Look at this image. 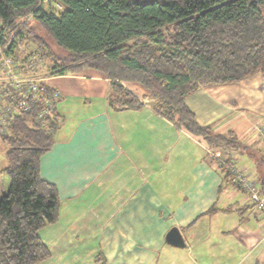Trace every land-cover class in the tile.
Returning a JSON list of instances; mask_svg holds the SVG:
<instances>
[{
    "label": "crops",
    "instance_id": "1",
    "mask_svg": "<svg viewBox=\"0 0 264 264\" xmlns=\"http://www.w3.org/2000/svg\"><path fill=\"white\" fill-rule=\"evenodd\" d=\"M49 83L60 91L58 126L41 157V176L57 186L64 210L74 215L70 222L96 238L93 258L104 264L264 262V210L224 177L219 149L158 111L142 84L123 81L143 102L131 109L110 105V80L95 68L55 74ZM186 103L200 124L233 131L252 148L234 156L236 167L258 182L264 75L201 86ZM173 226L185 247L166 242Z\"/></svg>",
    "mask_w": 264,
    "mask_h": 264
},
{
    "label": "trees",
    "instance_id": "2",
    "mask_svg": "<svg viewBox=\"0 0 264 264\" xmlns=\"http://www.w3.org/2000/svg\"><path fill=\"white\" fill-rule=\"evenodd\" d=\"M50 1L62 10L46 8ZM263 9L264 0H0L7 24L32 13L25 31L49 75L100 70L115 108L142 107L123 81L142 84L158 111L219 149L222 174L239 187L234 153L254 151L233 131L200 124L186 97L204 85L264 75ZM36 115V108L19 112L0 134L6 146L0 177L9 179L0 196V264H43L51 254L40 230L57 219L61 199L40 165L58 117L55 110L45 122ZM258 174L264 191V171Z\"/></svg>",
    "mask_w": 264,
    "mask_h": 264
},
{
    "label": "built area",
    "instance_id": "3",
    "mask_svg": "<svg viewBox=\"0 0 264 264\" xmlns=\"http://www.w3.org/2000/svg\"><path fill=\"white\" fill-rule=\"evenodd\" d=\"M54 3L62 7L59 2ZM31 18L32 13H29L13 24H7L0 16V134L5 133L14 124L17 114L24 110L36 108L37 120L45 122L55 110L60 96V91L41 73V52L25 31ZM259 130L264 131L263 128ZM250 175L235 168L236 179L250 200L264 210V191Z\"/></svg>",
    "mask_w": 264,
    "mask_h": 264
},
{
    "label": "rangeland",
    "instance_id": "4",
    "mask_svg": "<svg viewBox=\"0 0 264 264\" xmlns=\"http://www.w3.org/2000/svg\"><path fill=\"white\" fill-rule=\"evenodd\" d=\"M45 7L55 12L62 10L58 3H54L52 1L48 2ZM31 20L32 18L29 19V23ZM34 46H37V43L36 45L34 44ZM40 71L48 77V81L53 76L48 74L46 62H44L43 66L40 63ZM134 87L132 86V88ZM149 100L152 102L151 97ZM5 147V144L0 138V167L1 165L6 164ZM8 183V177L6 175H2L0 177V196H2L3 190H6ZM60 205L61 207L57 219L44 226L40 231L41 237L44 241H46L51 251L50 257L46 259L44 263L101 264V261L97 260V255L93 258L91 252L96 249V238H90L89 231L87 229L82 230L79 225L77 227V224L70 222L74 215L64 210L65 204L63 201H61ZM90 233L93 234V237H95L94 231H91ZM262 264H264V262Z\"/></svg>",
    "mask_w": 264,
    "mask_h": 264
},
{
    "label": "water",
    "instance_id": "5",
    "mask_svg": "<svg viewBox=\"0 0 264 264\" xmlns=\"http://www.w3.org/2000/svg\"><path fill=\"white\" fill-rule=\"evenodd\" d=\"M166 242L173 246L185 247L186 242L181 230L177 226L171 227L166 234Z\"/></svg>",
    "mask_w": 264,
    "mask_h": 264
}]
</instances>
